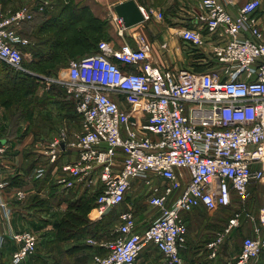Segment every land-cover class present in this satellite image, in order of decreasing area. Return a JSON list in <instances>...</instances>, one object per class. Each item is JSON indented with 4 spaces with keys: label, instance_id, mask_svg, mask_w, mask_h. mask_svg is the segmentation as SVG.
<instances>
[{
    "label": "built area",
    "instance_id": "2783aa9c",
    "mask_svg": "<svg viewBox=\"0 0 264 264\" xmlns=\"http://www.w3.org/2000/svg\"><path fill=\"white\" fill-rule=\"evenodd\" d=\"M199 5L193 23L200 30L179 32L194 48L196 67L174 71L153 64L150 43L140 34L135 46L101 40L94 52L68 62L66 79L48 78L65 85L81 120L80 130L67 142L76 158L63 165L60 189L93 188L97 196L89 216L101 218L106 209L123 203L133 184L143 183L146 204L156 211L144 227L130 207L120 211L116 236L91 241L99 250L91 255V264H135L150 244L163 254L162 264H183L185 213L216 211L234 198L249 199L252 184L264 188L262 0H246L236 13L230 8L235 0H200ZM35 9L34 4L6 9L0 0V71L8 66L28 73L24 56L29 40L21 25L31 22ZM140 10L143 20L162 17L153 9ZM115 22L122 35L123 21L116 16ZM6 151L0 140V160ZM6 188L0 181V217L8 221L12 207L3 198ZM13 198L21 206L26 192L14 188ZM244 210L234 212L215 233L208 264L243 215L255 219ZM256 220L253 236L242 239L234 264H255L264 251V204ZM9 237L10 264H22L36 251L34 231L10 230ZM3 243L0 233V259Z\"/></svg>",
    "mask_w": 264,
    "mask_h": 264
},
{
    "label": "crops",
    "instance_id": "0c3cea01",
    "mask_svg": "<svg viewBox=\"0 0 264 264\" xmlns=\"http://www.w3.org/2000/svg\"><path fill=\"white\" fill-rule=\"evenodd\" d=\"M70 1L79 6L78 11L82 10L81 5L89 9L88 20L91 27L84 33H78L80 37L76 38L75 42L74 39L68 38V44L72 48L65 49L64 45H59L57 48L60 54L55 59L60 57L66 64L61 73L56 75L50 71L46 73L48 75L46 77L33 70L31 71L33 73L24 74L0 71V140L3 141L7 150L0 160V181L7 183L3 198L7 205L12 207L8 221L0 217V233L4 237L1 250L2 263L9 261V254L13 249L9 237L10 230L33 231L34 227L47 225L52 231L50 238L53 239L66 205L69 202L88 201L92 192H95L93 188H85L81 185L62 190L57 184V178L64 175L63 165L76 158L75 151L67 148V142L74 132L80 130L81 120L75 110L76 106L66 92L65 85L48 78L66 79L68 60L94 52L100 39L116 46L123 43L135 46L134 38L140 34L144 35L150 43L151 50L148 58L153 64L174 71L194 65L193 60L196 56L194 48L182 40L179 32L185 27L200 30V24L193 23L194 17L201 12L200 0H134L139 7L162 13V17H152L150 20H143L130 27L123 26L122 35L118 34L113 6L125 0ZM245 1L235 0V5L230 7L232 13H236L237 7ZM35 2L34 18L31 22L21 25L22 34L28 36L31 41L30 48L26 47L30 55L27 63L50 64L51 62L39 61L30 49L36 47L35 42L39 40L43 42L42 47L47 55L48 52L51 53L54 44L50 40L57 36L49 34L47 27L56 26L58 21L61 23L63 18L70 17L75 7L65 8L63 2L56 0H35ZM73 4L70 5L73 6ZM261 10L264 12V0H262ZM102 20H106L108 24V27L103 30L96 27ZM56 28L58 29L57 26ZM72 28L73 25L70 24L68 33L72 32ZM127 69L136 70L134 67ZM48 89L54 97L45 98L44 102H40V99L47 95ZM25 90L30 99L29 106L23 105L21 103L23 101H18L17 104L12 96L17 93L22 94ZM21 97L23 98L22 95ZM25 107L26 110H24ZM53 154H55L54 159L51 158ZM17 187L26 192V199L19 207L13 198V189ZM111 210L112 208L104 215H108ZM152 211L151 217L156 213L155 210ZM189 213L183 215L186 225V216ZM148 223L138 222L141 227ZM48 231L41 232L43 237H46ZM162 255L150 244L140 252L135 264H162ZM182 257L184 260L183 250ZM212 264L234 263L230 256L221 250Z\"/></svg>",
    "mask_w": 264,
    "mask_h": 264
},
{
    "label": "rangeland",
    "instance_id": "374dc122",
    "mask_svg": "<svg viewBox=\"0 0 264 264\" xmlns=\"http://www.w3.org/2000/svg\"><path fill=\"white\" fill-rule=\"evenodd\" d=\"M56 1L64 2L62 0ZM3 2L6 9H13L28 4H34L36 7L35 0H3ZM69 2L70 3L65 7H70V4H73V2ZM63 4H65V2ZM73 6L75 8L79 7L74 4ZM81 9H85L83 10L85 12L84 15L85 18H88L89 9L87 10V8L83 7L82 5ZM97 26L98 28L103 30L104 28L106 29L108 27V24L106 20H102L100 25ZM54 33L55 31L52 30L50 34L56 35V33ZM69 36L71 37V35ZM88 54L89 52L77 58H81ZM29 56L30 55L24 56V68L28 70V73H33L31 72L33 70L35 71V73L45 75L47 77V69L50 67L52 68L51 64H43L44 66L42 65V67H45L43 70L41 68H37L38 70H35V65H29L27 63ZM65 67V62L63 60H59L57 64L52 68V71H55L56 75H58ZM2 71H8L17 74L19 73L18 71L8 66L5 68L3 67ZM39 84L42 85L41 82H39ZM26 90L22 94L17 93L12 95L14 97V101H17V104L18 101H23L21 102L23 105H26L30 102ZM47 91V95H44L40 99V102H44L45 98L54 97V94H52L49 89ZM21 95L23 96V98L21 97ZM24 110H26V107ZM132 186L135 188L129 190L123 203L116 206L115 208H112L108 215L106 214L101 218H90L88 214L89 208H87L85 204H82L81 202H79L80 204L69 202L68 205H66L63 216H66L68 219L77 216L80 219L75 220V218H72L70 219L72 223L66 225V230L68 232H65V234H69V239H65L63 241H60L59 243H55V241H50L52 239L50 238L52 235V233L50 232L52 231L51 229H48L49 226L41 225V227H34L35 229L33 231H35L38 237V244L36 247L37 249L34 254L28 257L27 260H25L22 264H32L37 260V258H40L42 261H47V259L49 260L51 258L54 259V257L57 256V251H59V254H61V251L69 249L74 244H86L90 247L91 250L89 249L87 251H84V253L86 254V260L88 259L89 264H91V255L93 254L92 252L94 251L96 253L99 251L95 243H99L100 241L102 242L105 240L109 241V239H112L116 236L115 229L118 224V212L130 207L136 216L137 222L145 224L150 221L153 212L152 210L154 209L146 204V197L148 195L147 184L138 183L133 184ZM251 188H253L252 196L244 202H240L234 198L231 204L227 207L219 208L218 210L212 212L206 211L205 209L195 210L190 212L186 216L188 226L186 233L187 242L185 248L183 249V264H208L209 259L207 256L210 251L208 244L214 238L215 233L226 227L229 217H231L234 212H239L240 210L245 209L244 212L249 211L255 219L253 220L243 215L240 224L237 227L232 228V230L229 232V235L218 250V252L221 250L225 251L227 255L230 256L231 261L234 263L242 239L247 236H253V227L255 225L257 226L259 223L258 220H256L258 209L264 204V188L262 187V185L252 184ZM96 196L97 192H92L88 202L91 204L95 200ZM19 206L20 205L18 204V207ZM47 230H49V233L46 234V237H43L41 232H46ZM262 232L264 233V227L262 228ZM74 234H76L75 237ZM91 241L95 243H91ZM152 257H154V255H152ZM2 260L3 259L1 258L0 264L2 263ZM9 262L10 261L7 260L2 264H10ZM255 264H264V251L260 254Z\"/></svg>",
    "mask_w": 264,
    "mask_h": 264
},
{
    "label": "trees",
    "instance_id": "16d2710c",
    "mask_svg": "<svg viewBox=\"0 0 264 264\" xmlns=\"http://www.w3.org/2000/svg\"><path fill=\"white\" fill-rule=\"evenodd\" d=\"M62 1H65V0H62ZM69 1L70 0H66L65 2L67 4L65 3L64 6L68 5L70 3ZM73 7L74 6H70L68 8H73ZM65 8H67V7H65ZM77 9L78 8H74L73 9L74 13L73 14L71 13L70 17L66 16V18H63L62 21H60L61 23H59V21H58V23L56 24L58 29L57 28L55 29L56 26H54V25L47 27L49 34L51 33L52 30H54L55 33H56V35H54V36H57L55 39L50 40L52 42V44H54L53 47L51 48V53L48 52V55H47L46 50L42 47V45H43L42 41L38 40V42H35V43H37V46L34 47V48H31L30 50L35 56L38 57L39 61H42V62H45V63L46 62H51L50 64H51V66L53 68L57 64V61L62 60L60 57L59 58L57 57L55 59V57L59 56V54H60V52L57 51V48L59 47V45H64L65 49L66 48H72L68 44V40H69L68 38L72 37V39H74V42H75L76 38L79 39V37H80L78 33H80V32L84 33V32H86L87 28L91 27V23H89L90 20H88L87 17L85 18V15H84L85 12L83 10H85V9H82L80 11H78ZM84 23H86V24H84ZM70 24L73 25V28L71 30L72 32L68 33L67 30H68V27H70ZM69 35H71V37ZM27 38L29 40V45L27 46V48L28 47L30 48L31 41H30L28 36H27ZM70 60H68V62ZM42 65L43 64L35 65L34 66L35 70H38L37 68H41L43 70L45 67L43 68ZM52 68L51 67L48 68L47 72L49 73L51 71V73L52 72L55 73V71H52ZM18 74H24V73H20L19 72ZM0 94H1V91H0ZM94 201L91 204L88 201L81 202V203L85 204V206L87 208H89V211H90V209L95 204ZM78 204H80V203H78ZM72 218H75V220L79 219V217H77V216L72 217ZM72 218L68 219L66 216L62 217V219L60 220V223L57 226L56 233L53 234V239H51L50 241H53V242L55 241V243H59L60 241H63L65 239H69V234H65V232H68L66 230L67 229L66 225L72 223L71 220H70ZM76 234H74V237L76 236ZM89 249H90V247L87 246L86 244H74L69 249L61 251V254H59L60 252L57 251V256L54 257V259L51 258L49 260L47 259V261H42L40 258H37V260L35 262H33L32 264H89L88 259L86 260V256H85L86 254L84 253V251H87ZM92 253H95V252L93 251Z\"/></svg>",
    "mask_w": 264,
    "mask_h": 264
},
{
    "label": "water",
    "instance_id": "95a60500",
    "mask_svg": "<svg viewBox=\"0 0 264 264\" xmlns=\"http://www.w3.org/2000/svg\"><path fill=\"white\" fill-rule=\"evenodd\" d=\"M113 10L115 15L123 21L124 27H130L143 21L140 7L134 0L119 2L113 6ZM108 210L106 209L104 213L108 212Z\"/></svg>",
    "mask_w": 264,
    "mask_h": 264
}]
</instances>
